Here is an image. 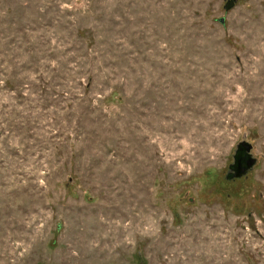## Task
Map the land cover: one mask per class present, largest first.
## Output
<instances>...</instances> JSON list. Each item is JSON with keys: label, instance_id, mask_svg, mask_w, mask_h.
I'll return each mask as SVG.
<instances>
[{"label": "rangeland", "instance_id": "rangeland-1", "mask_svg": "<svg viewBox=\"0 0 264 264\" xmlns=\"http://www.w3.org/2000/svg\"><path fill=\"white\" fill-rule=\"evenodd\" d=\"M226 1L0 0V264H264V0Z\"/></svg>", "mask_w": 264, "mask_h": 264}, {"label": "water", "instance_id": "water-1", "mask_svg": "<svg viewBox=\"0 0 264 264\" xmlns=\"http://www.w3.org/2000/svg\"><path fill=\"white\" fill-rule=\"evenodd\" d=\"M238 0H227L224 8L226 11L235 6ZM221 23L225 22V17H221ZM253 144L247 140H243L237 144L233 162L229 165V170L226 174L227 179H233L247 175L257 163V157L254 156Z\"/></svg>", "mask_w": 264, "mask_h": 264}]
</instances>
